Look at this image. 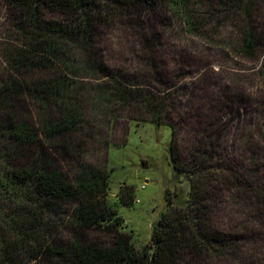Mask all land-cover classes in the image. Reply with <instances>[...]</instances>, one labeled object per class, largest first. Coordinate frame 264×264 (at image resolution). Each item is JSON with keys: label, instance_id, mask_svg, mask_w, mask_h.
<instances>
[{"label": "trees", "instance_id": "16d2710c", "mask_svg": "<svg viewBox=\"0 0 264 264\" xmlns=\"http://www.w3.org/2000/svg\"><path fill=\"white\" fill-rule=\"evenodd\" d=\"M0 2L12 12L0 39V152L9 165L0 168V264H212L225 249L235 251L242 236L244 243L264 245V195L257 184L227 161L218 137L184 140V133L192 131L190 117L202 123L205 112L210 117L234 107L240 112L248 101L245 91L233 85L212 89L199 76L190 83L189 100L195 99V105L188 99L177 105L186 89L182 83L189 80L186 69L163 71L155 60L158 48L176 58L219 46L249 62L263 58L259 74L264 80V0ZM115 28L131 29L132 39L118 45H129L137 60L134 74L111 66L96 50L98 37ZM202 42L209 47L201 50ZM83 76L99 83L111 122L128 110L131 122L172 128L169 153L181 187L167 192L168 210L150 244L140 249L108 201L112 170L87 162L81 144L76 149L58 142L69 134L95 135L100 108L84 103L89 84ZM28 108L35 110L37 121L26 116ZM259 113L264 134V100ZM36 143H53L74 158V175L50 167L46 156L18 166L21 148ZM226 194L259 229L247 227L252 231L244 234L240 228L239 234L215 222V205ZM63 232L64 240L59 238ZM249 245L243 249L249 263L264 264V253Z\"/></svg>", "mask_w": 264, "mask_h": 264}, {"label": "rangeland", "instance_id": "374dc122", "mask_svg": "<svg viewBox=\"0 0 264 264\" xmlns=\"http://www.w3.org/2000/svg\"><path fill=\"white\" fill-rule=\"evenodd\" d=\"M11 13L8 6L0 2V39L4 38L2 25L7 22ZM117 26L120 29L123 27L120 23ZM130 31L131 29H125L123 32L115 28L112 33L106 32L98 37L96 50L106 54L107 59L111 60V66L127 69L128 73L134 74L137 72L134 69L137 60L129 51V45H126L124 49L118 45V42L124 43L132 39ZM199 46L201 50L209 47L203 42ZM158 50L155 60L163 71L166 67H174L175 72L186 69L189 80H184L182 83L186 89L179 93L180 100L175 101L177 105L183 99L189 100L192 94L190 83L199 76L208 80L207 83L212 89L217 88L218 90L221 86L233 85L238 87V90L245 91L248 101L240 108V112L235 107L224 114L218 113L211 117L205 112L200 115L202 123H199L198 118L190 117L188 121L193 132L189 130L184 133V140L189 144L192 136L200 134L218 137L222 154L227 161L245 176L253 179L260 194L264 195V134L260 127L259 113L260 102L264 100V80L259 74L263 58L249 62L239 59L233 53L223 52L219 46L210 47V52L185 51L176 58L171 54H164L161 48ZM2 64L0 56V70ZM210 67L212 69L207 70ZM148 70L152 71V69ZM172 77L173 74H167V79L173 81ZM83 78V82L89 84L86 85L84 103L94 106V109L100 108L95 116L98 120L95 135L87 139L82 133L69 134L62 136L63 138L60 137L58 142H69L76 149L81 144L87 162L112 170L111 192L108 201L123 218L128 231L133 233L135 246L140 249L150 244L154 227L168 210L167 192L181 187L180 181L175 177L169 153L172 128L163 125L158 129L150 123L131 122L127 119L130 114L128 110L121 113L118 116L119 119L111 122L105 116L106 110L103 109L105 104H102L100 95H98L99 83L93 79L94 77L83 76ZM199 94L203 96L202 93L199 92ZM189 101L193 106L195 105V99ZM14 107H16V113L19 114L21 109L18 108L17 102ZM194 109L200 110L196 106ZM192 112L195 111L192 110ZM192 112L190 115L195 114ZM24 113L30 121H37L38 115L33 108H28ZM81 141L83 143H80ZM41 156L48 157L50 167L53 169L64 175H74L77 161L53 143H46V145L36 143L29 147H22L20 155L15 159L20 166L30 164ZM146 163L148 167L144 168L143 165ZM8 166L6 157L0 152V168ZM123 187L125 191L122 195ZM130 194L133 199L127 202V196L129 197ZM121 196L126 198L125 202L121 201ZM242 210L239 203L226 194L215 205L214 220L219 226L229 228L233 232L237 230L235 233L239 234L241 229L244 234H250L252 230L247 227L259 229L260 226L255 221L241 214ZM89 236L90 238L96 237L94 233H89ZM66 237V232L59 236L62 240ZM247 244H250V250L264 253V245L244 243L242 236L235 251H232L233 248L225 249L224 252L218 254V259H215L212 264H250L249 254L243 251Z\"/></svg>", "mask_w": 264, "mask_h": 264}, {"label": "water", "instance_id": "95a60500", "mask_svg": "<svg viewBox=\"0 0 264 264\" xmlns=\"http://www.w3.org/2000/svg\"><path fill=\"white\" fill-rule=\"evenodd\" d=\"M143 167H144V168H147V167H148V164H147V163H146V164H144V165H143Z\"/></svg>", "mask_w": 264, "mask_h": 264}]
</instances>
